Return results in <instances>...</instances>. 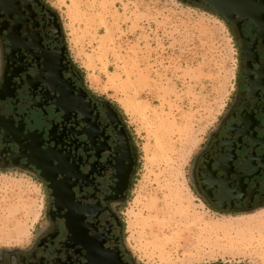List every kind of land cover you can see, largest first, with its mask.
<instances>
[{"label": "flooded vegetation", "instance_id": "1", "mask_svg": "<svg viewBox=\"0 0 264 264\" xmlns=\"http://www.w3.org/2000/svg\"><path fill=\"white\" fill-rule=\"evenodd\" d=\"M224 21L239 51L236 88L196 155L190 181L210 210L264 209V0H178ZM138 149L119 108L94 93L46 0H0V171L39 179L46 212L0 264H138L123 209Z\"/></svg>", "mask_w": 264, "mask_h": 264}, {"label": "rangeland", "instance_id": "2", "mask_svg": "<svg viewBox=\"0 0 264 264\" xmlns=\"http://www.w3.org/2000/svg\"><path fill=\"white\" fill-rule=\"evenodd\" d=\"M86 85L125 115L138 170L123 209L138 264H264V209L214 212L191 186L194 159L236 88L226 23L178 0H46ZM42 182L0 171V244L25 248L44 219Z\"/></svg>", "mask_w": 264, "mask_h": 264}]
</instances>
